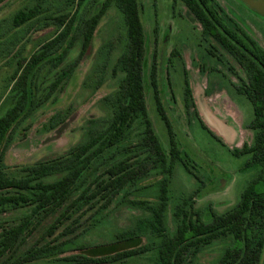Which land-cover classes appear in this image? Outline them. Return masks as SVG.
Here are the masks:
<instances>
[{
  "label": "trees",
  "instance_id": "trees-1",
  "mask_svg": "<svg viewBox=\"0 0 264 264\" xmlns=\"http://www.w3.org/2000/svg\"><path fill=\"white\" fill-rule=\"evenodd\" d=\"M6 1L0 0V6ZM65 1L68 4L65 11L47 13L44 18L41 7L36 5L18 11L11 26L3 27L0 21V29L14 34L40 17L47 19L48 25L51 21L58 30L30 56H19L13 61L15 67L0 90V216L26 209L18 221L2 225L0 220V261L7 258L0 264H29L56 254L57 248L46 241L18 256L19 249L47 216L58 214L46 231V236L51 237L67 222L72 221L74 225L87 213L92 212L88 218L92 226L99 224L104 213L118 201L147 212L146 216L136 219L132 228L117 234L118 243L130 244L146 238L148 244L120 252H115L113 245L110 247L113 253L104 255L98 263L123 264L150 255L151 264H196L195 260L205 248L218 241H228L230 246L215 264H260L264 254V190L258 189L264 187V48L216 0H179L200 23L208 53L221 63L225 60L217 52L228 54L246 73V79L239 77L238 90L253 108L249 125L253 140L235 149L233 155L250 156L246 167L256 168L259 173L244 189L238 203L225 213L213 212L211 221H204L193 203L175 204L174 231L171 232L167 224L171 181L175 166L183 164V154L174 139L163 101L162 72L156 58L150 68L149 81L155 92L158 113L168 130L169 150L158 141L149 120L144 71L146 34L140 0H105L82 24L78 10L89 0ZM112 4L123 14L126 42L117 62L122 81L114 95L106 98L108 102L116 100V104L112 103L108 126L88 136L63 156L8 172L3 162L14 132L70 80L76 66L89 53L97 28ZM74 5L77 9L72 12ZM78 39H82L80 54L66 64L68 53ZM175 55L179 53H173L172 57ZM46 68H49L47 73L53 72L50 82L51 78L42 73ZM229 70L237 75L232 66ZM185 84L184 101L188 110L192 91L188 80ZM59 116L53 118L51 126ZM196 118L217 139L204 121L199 116ZM153 176L161 178L137 192L140 195L142 190L146 192L155 186L158 191L155 202L146 197H127L132 188ZM73 225L65 226L62 235L75 233ZM86 251L91 253L90 257L105 253L104 246H89ZM66 261L77 263L78 260L73 257ZM78 262L89 264L92 260L83 257Z\"/></svg>",
  "mask_w": 264,
  "mask_h": 264
},
{
  "label": "rangeland",
  "instance_id": "rangeland-1",
  "mask_svg": "<svg viewBox=\"0 0 264 264\" xmlns=\"http://www.w3.org/2000/svg\"><path fill=\"white\" fill-rule=\"evenodd\" d=\"M104 1L89 0L82 6L77 14L81 24ZM216 1L264 48V8L263 12L259 11L248 0ZM140 3L146 34L144 71L149 120L158 141L165 150H169L168 130L158 113L155 92L149 81L150 68L156 58L162 72L163 101L168 109L174 139L183 154V164L175 166L171 181L167 224L173 232L175 204L184 201L193 203V207L201 211L202 219L211 221L213 212L221 214L232 209L244 189L257 177L259 172L256 168L246 167L250 156L233 155L235 149L242 148L245 143H252L253 133L249 125L253 118V108L238 90L241 85L239 77L246 79L245 71L228 54L217 52L225 60L221 63L208 53L209 46L203 41L200 23L181 1L140 0ZM36 5L41 7L43 18L47 13H59L68 8L65 0H7L0 6L1 25L11 26L12 18L18 11ZM76 9L74 5L71 11ZM43 18L23 26L17 34L0 29V90L10 70L14 69L13 61L17 57L30 56L43 42L57 34V27L51 21L48 25L47 19L45 21ZM123 19L116 4H112L97 28L89 53L76 66L70 80L17 128L3 162L8 172L63 156L88 136L108 126L112 103L116 104V100L108 102L106 98L118 90L123 78L117 65L126 42ZM81 43L82 39H78L75 47L69 51L66 64L78 58ZM175 51L179 56L172 57ZM230 66L237 75L229 70ZM48 69L42 73L46 78H51L50 82L53 72L47 73ZM186 80L192 91L188 110L184 101ZM58 114L59 118L51 126L53 118ZM196 116L204 121L217 139L200 125ZM160 178H147L132 188L131 195L127 197H146L155 202L158 191L154 185L146 192L142 190L140 195L137 191L155 184ZM258 189L263 191L264 187L259 186ZM24 210L1 214L2 225L8 221H18ZM91 213L83 215L74 225L72 221L64 225H73L75 233L62 235L63 227L51 237L46 236V231L58 214L47 216L19 249L18 256L35 245L49 241L57 248L56 254L29 264H81L78 261L83 257L92 260L89 264H101L98 263L101 257L113 253L110 248L113 245L115 252H120L129 247L148 244L146 238L130 244H119L116 239L118 233L132 228L137 218L146 216V210L126 203L123 205L118 201L104 213L103 220L94 226L88 219ZM89 246H104L105 253L99 257H90L91 253L86 251ZM228 246V241L216 242L205 248L195 263L215 264ZM73 257L77 258V263L66 261ZM145 257L123 264H151V256Z\"/></svg>",
  "mask_w": 264,
  "mask_h": 264
},
{
  "label": "water",
  "instance_id": "water-1",
  "mask_svg": "<svg viewBox=\"0 0 264 264\" xmlns=\"http://www.w3.org/2000/svg\"><path fill=\"white\" fill-rule=\"evenodd\" d=\"M248 2H249L254 8H256L257 10L263 12V9L261 10V9L259 8L260 5H259L258 3H255V2H253V1H251V0H248ZM261 6H262V5H261ZM263 8H264V5H263ZM5 259H7V258H5ZM5 259H3L2 261H4ZM2 261H0V263H1ZM263 263H264V254H263V257H262V259H261V263H260V264H263Z\"/></svg>",
  "mask_w": 264,
  "mask_h": 264
},
{
  "label": "flooded vegetation",
  "instance_id": "flooded-vegetation-1",
  "mask_svg": "<svg viewBox=\"0 0 264 264\" xmlns=\"http://www.w3.org/2000/svg\"><path fill=\"white\" fill-rule=\"evenodd\" d=\"M258 4L260 5L259 8L262 9L263 8V5H264V0H260V2Z\"/></svg>",
  "mask_w": 264,
  "mask_h": 264
}]
</instances>
